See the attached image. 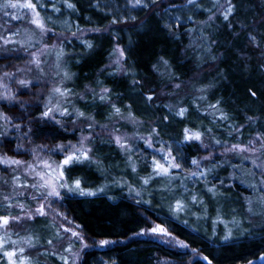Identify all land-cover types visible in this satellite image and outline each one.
<instances>
[{"label":"trees","instance_id":"1","mask_svg":"<svg viewBox=\"0 0 264 264\" xmlns=\"http://www.w3.org/2000/svg\"><path fill=\"white\" fill-rule=\"evenodd\" d=\"M95 1L45 0L60 13L66 9L73 22V30L63 32L71 37L58 39L65 66L57 75L63 86L54 85L53 90L59 89L62 99L54 102L49 97V83H31L14 98L0 100V113L7 121L1 126V150L11 156L30 154L28 149L77 140L83 131L76 126L81 119L89 120L88 130H93L136 114L147 124V133L152 135L149 124L157 128L154 140L177 144L170 162L179 166L169 175L176 176L175 181L188 176L197 185H168L156 164L152 169L148 162L145 168L139 166L136 154H129L107 133L95 131L88 139L90 149L84 151L87 159L63 166L68 191L61 193L59 206L88 239L116 241L84 249L79 264H104L100 259H113L111 264H264V208L252 207L253 182L241 179L238 170L249 171V162L235 165L236 152L200 159L204 152L248 143L257 135L264 141V0H199L188 22L173 25L166 10L187 0H154L135 18L118 20ZM224 7L232 8L227 19L218 12L207 18ZM86 29L93 30L72 35ZM51 34L45 43L52 42ZM116 44L124 47L125 64L135 74L109 65ZM19 52L1 55L0 62L17 58ZM16 60L4 69L15 67ZM196 132L211 133L219 141L204 149ZM140 140L146 150L147 139ZM251 170L245 173L251 175ZM230 171L235 172L232 181ZM145 172L162 177V185L156 186L154 176L143 184ZM257 188L263 192L258 184ZM210 189L220 197L210 200ZM191 203H203L194 205L197 218L185 211L166 212L168 206ZM42 220L35 216L29 224L34 228ZM227 221L238 229H231ZM155 222L185 241L189 250L149 237L118 241ZM36 233L42 239L43 232Z\"/></svg>","mask_w":264,"mask_h":264},{"label":"rangeland","instance_id":"2","mask_svg":"<svg viewBox=\"0 0 264 264\" xmlns=\"http://www.w3.org/2000/svg\"><path fill=\"white\" fill-rule=\"evenodd\" d=\"M151 1L154 0H140L139 3H137V0H98L95 3L97 7L110 13L113 20H118L135 18L139 11L145 8ZM210 1H220L221 3L223 0ZM9 2L19 4L24 3L25 0H0V56L3 54L11 55L13 50H20V54L15 55L17 58L12 57L8 60L6 59L7 61L0 62V100L14 98L21 88L30 89L28 86L31 83H37L39 86L49 83V87L51 86L50 89L52 90L54 85L62 88L63 85L59 83L61 77H57V75L64 69L65 54L60 44L58 45V39L71 37V34L67 35V33L63 32L73 30V22L68 14H65L66 9H63L60 13L54 4H50L51 2L46 3L45 0H38L39 3L31 0L35 5V11L28 8L3 6ZM197 2L199 0H192V2L187 0L182 6L169 7L165 12L168 23L173 25L177 22H188L193 17L192 11L194 10L195 12L199 8L198 5L196 6ZM217 12L221 13L224 18L229 14L227 7L223 9L216 8L214 12L208 14L207 18H213ZM36 13L39 14L38 18L42 27H38L32 23ZM92 30L86 29L80 33H72V35H79ZM51 33L54 34L52 42L47 44L44 42V39ZM197 33L202 35L200 37L201 40L203 39L201 42L205 41L202 30H198ZM23 39H26L28 43L23 42ZM25 46H30L33 49L26 50L27 47ZM15 59H17L15 67L4 69L9 62H13ZM125 59L126 52L124 47L116 44L115 55L112 57L109 65H115L119 71H125L126 69L135 74L130 66H126ZM50 94L49 97L54 102L61 101V91L53 90L50 91ZM202 97H205V95ZM132 116H123L109 123L99 124L98 128L93 130L92 128L88 130L90 127L89 120L81 119L76 126L80 129L82 126L83 131L80 132L77 140L60 142L57 145H53L52 148H45L44 150L43 148L28 149L30 154L22 156H11L4 153L1 150L0 142V209L2 210L0 218L5 217L8 219L6 225L0 226V264H21V262L23 264H79L81 253L84 249L94 246L101 247L116 241L108 238L88 239L80 226L68 218L59 206L61 193L68 191L66 190V181L62 176V169L65 165L64 160L68 156H74V160L83 158L85 156L84 151L90 149L88 139L91 135L95 134V131L107 133L122 148L129 146L135 137L143 138L147 136L148 141L153 143L152 150L147 152L145 156L140 157L148 160L149 164L147 166L152 169L155 164L156 167L157 164L166 165L164 168H167L168 171L162 177L166 179L168 185L178 183L181 187H185L186 185H190L192 189L196 187L197 183L193 178L190 179L187 176L181 177L179 181H175L176 176L169 175V171L174 167L173 165L179 166L175 161L173 163L170 162L171 151L166 150L167 153L162 155L161 149H165L164 142L162 140H154L153 136L145 134L148 128L144 119L137 117L138 115L136 114ZM0 117L1 133V126L7 121L5 115L2 113H0ZM148 127L153 135L157 128L152 124H149ZM195 136L199 137L197 140L202 146L216 144L219 141V139L215 141L211 133L196 132ZM263 148L264 141L257 135L248 143L232 144L222 149L205 153L201 159L211 158L224 152H244L245 155H250L252 157L249 160L251 168L249 166L248 168L249 171L252 169L251 175L246 174L249 173L247 169L246 173L242 169L238 170L241 179L245 181L248 178L246 180L247 183L253 182L251 184L254 190L252 207L264 208V159L261 157ZM174 150H176L175 147ZM241 160L243 159L241 158ZM14 161H18L19 163H14ZM152 164L153 167L151 166ZM255 178L257 179V184L263 190L262 193L256 191L258 188ZM142 179L143 184H146L147 179L145 177ZM220 195L218 192H213L210 189V200L213 198L217 199ZM199 201L201 202V200H198V203H200ZM202 204L197 205L198 207H203ZM194 205L196 203H191V206L188 204L185 208V213L189 214L191 218H194L198 212L196 210L198 208H194ZM179 210L181 208L177 207L175 212L178 213ZM182 212L184 213V210ZM35 216L44 218L40 223L35 224L36 227H34L37 231L41 230L43 232L42 239L36 233L33 226L29 224V221ZM157 226L163 228L166 234L153 232V229ZM48 234H51L49 238L46 236ZM60 236L63 237L59 238ZM134 237H149L180 250H189L185 241L176 237L163 224L156 222L152 226L145 227L118 241ZM38 241H41V243L38 244ZM104 241L107 243H102ZM190 252L192 255H195L193 253L195 251ZM7 253H14V255L9 257ZM203 258L206 262L209 261L207 258ZM100 261L104 264L114 263L113 259H100Z\"/></svg>","mask_w":264,"mask_h":264},{"label":"bare ground","instance_id":"3","mask_svg":"<svg viewBox=\"0 0 264 264\" xmlns=\"http://www.w3.org/2000/svg\"><path fill=\"white\" fill-rule=\"evenodd\" d=\"M87 33V32H86ZM84 34V33H83ZM82 35V34H81ZM59 45V44H58ZM145 134H148V135H150V136H152L151 135V133H145ZM143 138H146L147 139V136L146 137H143ZM143 138H138V137H135L134 139H132V141L130 142V145L129 146H127V147H125V149H128V151L127 152H129V154H131V153H134V154H136L137 155V160H136V164H139V166H146V162L148 161V160H144V158H140L141 156H145V154L147 153V152H149V149H152L151 147H152V144L153 143H150L149 141H148V139H147V141H148V144H145V147H147V149L146 150H144V148L142 149V147H140V145L138 144V141H141L140 139H143ZM207 146H209V144L208 145H206V146H202L204 149H206L207 148ZM174 147H175V149L177 148V144L175 145V143H172V142H165V149H161V154L162 155H164L165 153H167V151L166 150H170V151H172V150H174ZM263 150H264V148L262 149V153H261V157H262V159L264 158V154H263ZM206 153H208V152H206ZM235 153V152H234ZM128 154V153H127ZM205 154V152L202 154V157H203V155ZM236 154H238L239 156H237L238 157V159H236V160H234V164L235 165H237L238 167L239 166H241V165H239V161H243V162H249V160L250 159H252V157H250V155H245V153L244 152H241V153H238V152H236ZM133 155V154H132ZM138 156H140L139 158H138ZM246 159H245V158ZM241 158L243 159V160H241ZM201 159V158H200ZM263 164H264V161H263ZM145 175L147 176L146 177V179L148 180V179H150L151 177H153L154 175H152V174H149V173H146L145 172ZM234 175H235V172H229V175H228V178H229V180H231L232 181V179L234 178ZM223 177H225V176H223ZM223 177H220L221 179H223ZM154 178V182H155V184H156V186H161L162 185V183L161 182H163L162 180H164L162 177H156V176H154L153 177ZM143 187H141L139 190H141V191H143ZM176 206L175 205H171V206H168V208H167V210H166V212H167V214L169 215L170 213H174V215L176 214V212H174V210H176ZM180 208H181V210H179V212L178 213H181L182 212V210H184L185 211V208L186 207H184V208H182L181 206H180ZM177 215V214H176ZM199 216V214L197 213L195 216H194V218H197ZM229 224H230V222L229 221H227ZM227 222H225V223H227ZM212 223L213 222H211L210 223V228L212 227ZM232 224H230V226H231ZM231 229H233L234 231H236L237 229H238V226H236V225H232L231 226ZM155 240H157V239H155Z\"/></svg>","mask_w":264,"mask_h":264},{"label":"snow or ice","instance_id":"4","mask_svg":"<svg viewBox=\"0 0 264 264\" xmlns=\"http://www.w3.org/2000/svg\"><path fill=\"white\" fill-rule=\"evenodd\" d=\"M140 0H137V3H139ZM189 2H192V0H189ZM5 7H10V8H28L31 9L33 11H35V5L31 2V0H25L24 3H6L5 5H3ZM69 7H71V5H69ZM232 11V8L229 7L228 8V12L230 13ZM38 13H36L35 17L32 20V23L36 24L38 27H42V24L40 23V20L38 18ZM225 19H227V15L225 16ZM57 91H59V89H57ZM117 111H119L117 109ZM47 115V113L45 114ZM196 138H199L198 136ZM85 159H87V156H84ZM74 159V156H68L65 160H64V164H68L69 162H71ZM14 163H19L18 161H14ZM195 163V161H194ZM178 167V165H173ZM157 168L162 170L164 173H167L168 169L164 168L163 165L157 164ZM76 187H79V181L76 182ZM81 194H84L83 192ZM91 194V193H89ZM8 223V219L7 218H0V226L6 225ZM153 232H159V233H164L166 234L165 230L163 228H160L159 226H157L156 228L153 229ZM73 235H75V233H73ZM102 243H107L106 241L102 242ZM7 255L9 257H11L12 255H14V253H7ZM21 264H23V262H21Z\"/></svg>","mask_w":264,"mask_h":264},{"label":"water","instance_id":"5","mask_svg":"<svg viewBox=\"0 0 264 264\" xmlns=\"http://www.w3.org/2000/svg\"><path fill=\"white\" fill-rule=\"evenodd\" d=\"M3 218H5V217H3ZM264 260V259H263Z\"/></svg>","mask_w":264,"mask_h":264}]
</instances>
